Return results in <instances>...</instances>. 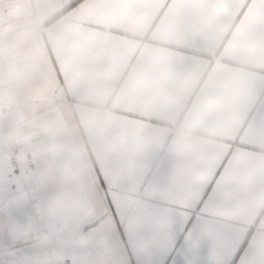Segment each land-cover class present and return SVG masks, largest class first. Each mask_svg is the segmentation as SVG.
Returning <instances> with one entry per match:
<instances>
[{
  "label": "crops",
  "instance_id": "1",
  "mask_svg": "<svg viewBox=\"0 0 264 264\" xmlns=\"http://www.w3.org/2000/svg\"><path fill=\"white\" fill-rule=\"evenodd\" d=\"M68 2L0 0V264H165L182 251L264 264V0L240 19L232 0L163 11L166 0H94L65 12ZM89 22L104 31L85 62ZM132 110L155 119L136 121L119 220L109 214L101 233L97 170ZM229 153L189 251L177 243L183 208Z\"/></svg>",
  "mask_w": 264,
  "mask_h": 264
},
{
  "label": "snow or ice",
  "instance_id": "2",
  "mask_svg": "<svg viewBox=\"0 0 264 264\" xmlns=\"http://www.w3.org/2000/svg\"><path fill=\"white\" fill-rule=\"evenodd\" d=\"M94 0H69L64 7L65 12H80L89 7ZM98 2V0H97ZM111 2V0H108ZM171 0H166L163 10L167 9ZM233 7L239 8V15L237 19L243 17L247 11L251 0H243L241 6V0H232ZM86 28L88 33L82 38L80 42V55L82 59L87 62L101 53L100 37L99 33L104 31V24L101 22L87 23ZM57 80L63 84L64 73L61 70H57ZM159 104L160 101H149V104ZM127 122L122 130L121 136L117 140L113 147V150L106 162V168H100L97 170V217L93 220L91 227L95 230H99L101 233L106 231L109 227V214H111V222L118 223L119 212L117 210V195L122 193L123 182L122 176L125 167L135 152V148L140 136V128L136 124V121H145L146 123H152L154 117L145 116L139 110H132L127 112ZM246 149L252 150L251 145H240ZM232 159L231 153L224 157L221 161L220 167L215 169L212 176V180L204 188V195L200 197L199 202L195 203V207L187 206L183 208V211L190 213L187 223L184 226V232L177 237V243L183 245L185 249H190L191 239L190 237L196 232V216L197 213L203 209L207 197L210 195L214 182L217 177L223 176L224 169L227 168L228 163ZM15 172V170H14ZM192 201H189L191 205ZM165 264H210L209 261L202 259L199 255L191 256L187 251L177 253L176 256L171 257L165 261ZM233 264H238L236 256L233 257Z\"/></svg>",
  "mask_w": 264,
  "mask_h": 264
},
{
  "label": "built area",
  "instance_id": "3",
  "mask_svg": "<svg viewBox=\"0 0 264 264\" xmlns=\"http://www.w3.org/2000/svg\"><path fill=\"white\" fill-rule=\"evenodd\" d=\"M46 233L47 232L45 230L40 231V233H39L40 242H45V241L49 240V238L47 237Z\"/></svg>",
  "mask_w": 264,
  "mask_h": 264
}]
</instances>
